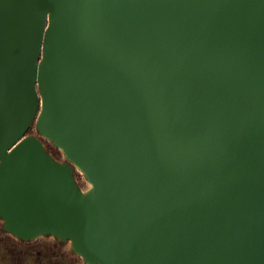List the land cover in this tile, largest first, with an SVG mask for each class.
Masks as SVG:
<instances>
[{
    "label": "water",
    "instance_id": "obj_1",
    "mask_svg": "<svg viewBox=\"0 0 264 264\" xmlns=\"http://www.w3.org/2000/svg\"><path fill=\"white\" fill-rule=\"evenodd\" d=\"M0 222L83 264H264V0H0Z\"/></svg>",
    "mask_w": 264,
    "mask_h": 264
},
{
    "label": "trees",
    "instance_id": "obj_2",
    "mask_svg": "<svg viewBox=\"0 0 264 264\" xmlns=\"http://www.w3.org/2000/svg\"><path fill=\"white\" fill-rule=\"evenodd\" d=\"M27 135H36L34 127H31ZM37 136V135H36ZM39 138V136H37ZM48 154L56 161L62 160L61 153L50 143L39 138ZM80 175L74 172V178L82 189ZM0 222V264H83L78 256L70 249L65 250L67 244L59 243L49 237L39 238L33 241L23 242L14 239L1 230Z\"/></svg>",
    "mask_w": 264,
    "mask_h": 264
},
{
    "label": "rangeland",
    "instance_id": "obj_3",
    "mask_svg": "<svg viewBox=\"0 0 264 264\" xmlns=\"http://www.w3.org/2000/svg\"><path fill=\"white\" fill-rule=\"evenodd\" d=\"M75 172L78 173L77 171H75ZM78 174H79V173H78ZM79 175H80V176L78 177V179H79V181L82 182L81 179H83V178H82L81 174H79ZM87 187H88V186H87V184L85 183V181H84V179H83V182H82V190H85ZM67 249H69V245H66L65 250H67Z\"/></svg>",
    "mask_w": 264,
    "mask_h": 264
}]
</instances>
